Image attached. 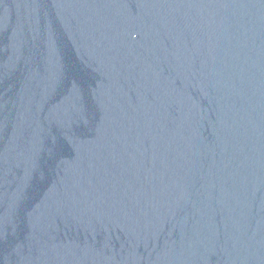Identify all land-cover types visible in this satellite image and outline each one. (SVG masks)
<instances>
[{
    "label": "water",
    "instance_id": "water-1",
    "mask_svg": "<svg viewBox=\"0 0 264 264\" xmlns=\"http://www.w3.org/2000/svg\"><path fill=\"white\" fill-rule=\"evenodd\" d=\"M0 264H264V0H0Z\"/></svg>",
    "mask_w": 264,
    "mask_h": 264
}]
</instances>
